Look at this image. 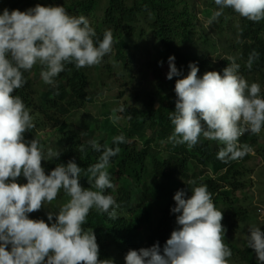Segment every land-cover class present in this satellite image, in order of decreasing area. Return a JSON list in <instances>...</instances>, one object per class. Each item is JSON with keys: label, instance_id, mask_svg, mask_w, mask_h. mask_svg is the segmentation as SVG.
Listing matches in <instances>:
<instances>
[{"label": "clouds", "instance_id": "obj_1", "mask_svg": "<svg viewBox=\"0 0 264 264\" xmlns=\"http://www.w3.org/2000/svg\"><path fill=\"white\" fill-rule=\"evenodd\" d=\"M214 3L213 20L231 9L254 23L264 21V0ZM114 43L111 30L101 38L87 17L70 14L62 5L0 11V264H116L113 259H99L94 230L83 225L93 209L112 221L119 218V205L105 190L115 188L108 168L120 152L119 144L127 142L125 136L113 138L115 147L97 139L81 145L80 152L90 147L100 153L86 170L69 160L46 174L42 161L58 158L61 152L45 150L39 140L25 138L35 128L34 118L14 94L27 83L25 73L35 66L41 68L43 83L55 86L67 65L76 69L99 65L112 53ZM259 56L255 50L249 54V70ZM175 60L172 54L167 61L166 78L181 77L175 83V109L169 115L173 132L168 141L188 147L195 146L201 136L217 141V159L225 163L252 153V146L241 144L240 137L264 131L262 86L245 79L235 57L227 58L222 72L212 70L202 76L195 62L189 63L187 75L182 76ZM113 111L122 114L126 107L120 104ZM113 119L118 121L120 116ZM82 174L89 187L80 183ZM187 186L190 196L185 189L174 193L170 212L176 214V227L163 247L157 241L150 247L129 249L124 264H230L232 250L225 242L222 210L215 206L207 184L193 180ZM61 191L69 199L58 210L46 213L47 222L30 218V213L42 207L52 209L49 205ZM247 233L246 247L254 250L257 264H264V231L249 225Z\"/></svg>", "mask_w": 264, "mask_h": 264}, {"label": "trees", "instance_id": "obj_2", "mask_svg": "<svg viewBox=\"0 0 264 264\" xmlns=\"http://www.w3.org/2000/svg\"><path fill=\"white\" fill-rule=\"evenodd\" d=\"M203 1L208 7L205 13L213 17L217 9L214 0ZM36 4L62 5L70 14L87 17L101 38L106 30H111L115 41L113 46L115 56L123 62L125 68L130 67L131 59L128 58V54L133 47L132 39L137 35L143 38L151 35L164 49L161 56L147 62L154 68L156 79V91L153 96L149 95L147 107L141 109L125 104L126 112L122 115L127 118L129 127L121 132L118 131L120 130L118 126L110 123L112 136L99 134L92 138L108 147L116 146L113 144V138L120 134H123L127 141L119 144L120 152L112 158L108 168L115 188L105 190L117 201L119 218L112 221L93 209L83 225L86 230L89 228L94 230L99 245V259H109L114 249L150 247L157 241L162 248L176 227V214L170 212V208L175 204L174 193L179 189H185L190 196L191 191L187 184L193 180L197 184H207L217 208L224 206L222 211L224 227L231 218H237L238 221L247 220L250 216L248 208L240 205L239 198L232 195L233 192L245 187V182L241 180L248 172L244 164L249 154L242 159L225 163L217 159L220 149L217 141L207 140L201 136L193 147H188L186 144L175 145L168 141V137L173 132L169 115L175 109L177 98L174 91L175 83L181 77H173L170 80V92L166 93L164 71L158 62L163 61V64H167L168 57L174 54L176 66L182 70V76L187 75L190 62L198 64V75L201 76L212 70L222 72L228 64L227 59L222 60V70H218L210 63L206 54L214 44L208 39L204 29L201 32L197 30L193 21L195 16L187 2L185 0H105L104 2L102 0H0V11L6 7L9 10L24 11ZM223 12L217 22V29L224 30L226 35L233 34L226 40L225 48L229 49L232 55L239 52L243 61L240 68L243 76L254 73L264 79V21L254 23L231 9H224ZM233 15H236L237 23L229 27L228 19ZM193 44H197L198 48L192 50ZM253 50L260 56L249 70L246 62ZM100 64L96 65V68L100 67ZM40 71V66H35L30 72H26L27 83L14 93L22 98L34 118L35 128L31 132H26L25 138L39 140L42 144L37 137L39 132L48 128L59 129L62 133L61 154L51 161H42L46 174L57 164H67L69 160H75L86 170L97 162L100 153L90 147H87L85 152H80V146L87 145L91 139L83 140L77 132L68 129L64 121L71 112L87 102L94 101L89 87L91 81L89 67L76 69L72 64L67 65L65 71L57 77L55 86L44 84ZM155 96H158V100H155ZM105 115L108 116L109 113L106 112ZM89 131L92 136L96 127H90ZM259 137H262V134L246 133L240 137V143L248 144L252 148L257 147V152L264 157V145L259 142ZM213 143L218 145L213 146ZM18 179L26 183V178ZM80 183L83 187H89L87 177L83 174ZM58 196H63V203L69 199L62 191ZM29 216L34 219L42 218L47 222V218L42 213H32ZM234 224L232 222L230 225ZM228 246L239 260L248 264H257L256 255L250 247L240 248L232 244Z\"/></svg>", "mask_w": 264, "mask_h": 264}, {"label": "rangeland", "instance_id": "obj_3", "mask_svg": "<svg viewBox=\"0 0 264 264\" xmlns=\"http://www.w3.org/2000/svg\"><path fill=\"white\" fill-rule=\"evenodd\" d=\"M105 0H102L104 2ZM187 5L191 7L194 14L193 21L196 24L198 31L205 30V34L208 39L213 42L212 49L207 51V58L210 63L213 64L218 70H222V60L228 57H235L237 63L243 64L240 58L239 52L232 55L231 51L225 48L226 40H228L232 33L225 34V31L217 29V22L221 16L215 20L211 16H208L205 11L208 9L203 0H185ZM224 13V12H223ZM238 17V16H237ZM211 21V22H210ZM237 23L236 15L229 17V27ZM226 24V25H227ZM228 27V28H229ZM203 37H206L204 33H201ZM206 37V38H207ZM223 39V40H221ZM128 42V40H127ZM133 47L130 49L128 58L131 59L130 67L125 68L123 62L118 60L115 56V50L100 64V67H89L90 73V90L93 96V102H87L84 106L71 112L65 119L68 129L73 132H77L83 140L92 139L93 136L99 134H105L108 137L111 135L109 124L112 123L119 127L120 130L129 127L127 118L122 114L114 113L113 109L120 104H127L130 106H136L138 108H146V104L149 100V95L153 96L156 91L155 85V72L151 65L147 62H151L161 56L164 49L161 48L155 41V39L148 35L147 37H139V35L132 39ZM198 48V45L193 44L191 49ZM160 68L164 71V83L166 87V93L170 92V80L166 78L169 71V65L160 64ZM249 82H257L264 89V79L254 73L244 76ZM165 93V94H166ZM155 100H158L155 96ZM109 115L106 116L105 113ZM119 115L120 119L114 121L113 117ZM89 125V127H87ZM95 128L96 131L91 136L89 129ZM264 131H262V137H259V142L264 145ZM62 133L59 129L48 128L43 132H39L37 137L42 141L45 150L52 149L53 151H60V136ZM217 143H213L216 146ZM218 145V144H217ZM244 168L248 170L244 178L241 180L245 182V187L238 191L233 192V197L239 198V204L245 206L249 210V218L244 221H238L237 218L229 219L228 225H225V242L227 245H236L240 248H245V237L248 234L247 229L249 225H258L264 228V157L257 152V147H253V152L249 154ZM63 205V196H58L56 200L49 205L48 209L42 207L39 211L32 212L42 213L47 218L46 213L49 210L56 211ZM218 209H224V206ZM30 213V214H32ZM55 218V217H54ZM234 222V225H230ZM132 247H126L124 250L114 249L111 252L109 259H113L116 264H124V256ZM252 249V248H251ZM255 254L254 250L252 249ZM256 255V254H255ZM230 264H248L245 261L239 260L232 254Z\"/></svg>", "mask_w": 264, "mask_h": 264}]
</instances>
